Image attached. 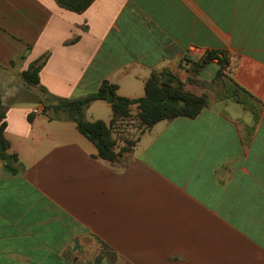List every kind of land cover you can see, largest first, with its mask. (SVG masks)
Returning a JSON list of instances; mask_svg holds the SVG:
<instances>
[{
	"label": "crops",
	"instance_id": "obj_1",
	"mask_svg": "<svg viewBox=\"0 0 264 264\" xmlns=\"http://www.w3.org/2000/svg\"><path fill=\"white\" fill-rule=\"evenodd\" d=\"M210 52L226 63L198 67ZM40 58L56 98L108 82L140 99L157 74L207 105L134 138L137 105L111 124V103L92 102L85 119L111 124L109 163L35 88L0 92L16 158L13 172L0 160V264H264V0H94L82 13L0 0L1 74Z\"/></svg>",
	"mask_w": 264,
	"mask_h": 264
},
{
	"label": "trees",
	"instance_id": "obj_2",
	"mask_svg": "<svg viewBox=\"0 0 264 264\" xmlns=\"http://www.w3.org/2000/svg\"><path fill=\"white\" fill-rule=\"evenodd\" d=\"M94 0H55L56 4L68 11L82 13ZM223 55V54H222ZM217 60L219 65L224 59L217 53H208L202 59L198 67ZM45 63V58H40L32 63L27 70L21 72L20 78L28 88H35L38 96L37 103L42 105L44 113L49 112L51 119H66L75 123L77 130L82 134L97 151V157L114 163L119 155L115 152V141L112 138L111 124L116 120L128 116L129 108L137 105V121L145 130L150 129L161 121H169L178 117L194 118L207 105L205 95H195L185 90L184 83L172 75L152 74L145 84V95L140 99H126L116 95L117 86L103 82L99 89L84 97L75 99H61L51 96L39 84L38 73ZM220 70L216 76L220 75ZM111 96L114 102L111 103L113 119L111 124L102 121H87L85 111L92 102L107 101ZM0 105V160L6 162V167L14 171L12 163L16 162L14 155L8 154L9 143L4 137L5 122L4 113ZM33 116H29L32 120Z\"/></svg>",
	"mask_w": 264,
	"mask_h": 264
},
{
	"label": "rangeland",
	"instance_id": "obj_3",
	"mask_svg": "<svg viewBox=\"0 0 264 264\" xmlns=\"http://www.w3.org/2000/svg\"><path fill=\"white\" fill-rule=\"evenodd\" d=\"M215 71H216V68L212 65H209L205 68L203 73L200 75V78L208 79L210 76L215 75ZM23 88L24 86L22 85V81L19 77V74L15 76L14 74H11V72L10 73L4 72V74L3 73L1 74L0 72V92L12 91V90H16L20 92ZM127 127L129 129L134 130V138L140 133H142L143 131H145V129L141 125H139L137 118H136V113H132V115H130Z\"/></svg>",
	"mask_w": 264,
	"mask_h": 264
},
{
	"label": "water",
	"instance_id": "obj_4",
	"mask_svg": "<svg viewBox=\"0 0 264 264\" xmlns=\"http://www.w3.org/2000/svg\"><path fill=\"white\" fill-rule=\"evenodd\" d=\"M107 101H108L109 103H112V102H114V99H113L111 96H109L108 99H107Z\"/></svg>",
	"mask_w": 264,
	"mask_h": 264
},
{
	"label": "built area",
	"instance_id": "obj_5",
	"mask_svg": "<svg viewBox=\"0 0 264 264\" xmlns=\"http://www.w3.org/2000/svg\"><path fill=\"white\" fill-rule=\"evenodd\" d=\"M40 107H41V106H40ZM38 112H39V108H36V109L33 110V113H34V114H37Z\"/></svg>",
	"mask_w": 264,
	"mask_h": 264
}]
</instances>
